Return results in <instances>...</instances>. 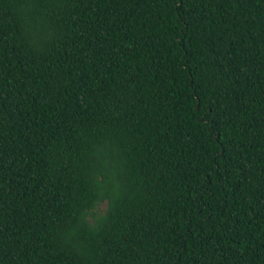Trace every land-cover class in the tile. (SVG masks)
<instances>
[{
    "label": "trees",
    "instance_id": "obj_1",
    "mask_svg": "<svg viewBox=\"0 0 264 264\" xmlns=\"http://www.w3.org/2000/svg\"><path fill=\"white\" fill-rule=\"evenodd\" d=\"M0 264H264V0H0Z\"/></svg>",
    "mask_w": 264,
    "mask_h": 264
}]
</instances>
